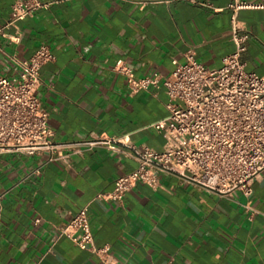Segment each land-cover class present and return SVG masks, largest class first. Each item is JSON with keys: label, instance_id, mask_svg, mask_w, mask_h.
I'll return each instance as SVG.
<instances>
[{"label": "crops", "instance_id": "obj_1", "mask_svg": "<svg viewBox=\"0 0 264 264\" xmlns=\"http://www.w3.org/2000/svg\"><path fill=\"white\" fill-rule=\"evenodd\" d=\"M15 1L0 0V76H16L14 59L46 44L53 58L39 70L36 95L51 140L100 143L66 161L0 153V264H264V170L249 198L160 173L155 189L138 183L121 203L93 201L135 169L133 149L164 144L152 127L167 115L164 90L131 93L116 63L137 77H165L191 50L205 68L221 67L236 48L230 0H38L47 5L7 25ZM237 20L245 69L264 77V6ZM88 203L94 244L108 255L59 234Z\"/></svg>", "mask_w": 264, "mask_h": 264}, {"label": "built area", "instance_id": "obj_2", "mask_svg": "<svg viewBox=\"0 0 264 264\" xmlns=\"http://www.w3.org/2000/svg\"><path fill=\"white\" fill-rule=\"evenodd\" d=\"M46 5L38 0L15 1L7 25ZM263 6L246 0H230L231 39L236 48L223 57L217 69L205 68L191 50L184 54L183 63L173 62V70L165 77L156 73L137 77L132 69L116 63L114 69L126 76L131 93L149 88L164 90L167 115L152 125L162 134L164 144L161 151L149 147L133 149L135 169L118 176L113 188L96 193L93 201L121 203L138 183L155 189L160 173L176 174L220 196L231 197L235 192L246 198L251 196L252 184L264 170V77L247 71L241 60L247 35L238 34L242 27L237 12ZM10 40L16 42L18 37ZM52 58L50 48L41 44L28 59H14L18 68L16 76H0V153L20 151L43 154L46 162L66 161L70 154L81 153L100 143L98 140L61 143L51 140L48 113L36 91L41 85L39 70ZM89 204L62 226L59 234L80 249L108 255L107 247L97 248L94 244ZM104 263L109 264L110 260Z\"/></svg>", "mask_w": 264, "mask_h": 264}]
</instances>
